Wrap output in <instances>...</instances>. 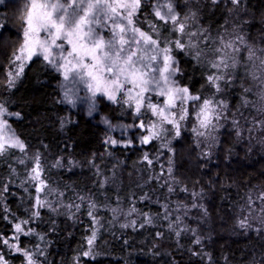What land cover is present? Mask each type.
I'll use <instances>...</instances> for the list:
<instances>
[{"label": "trees", "instance_id": "obj_1", "mask_svg": "<svg viewBox=\"0 0 264 264\" xmlns=\"http://www.w3.org/2000/svg\"><path fill=\"white\" fill-rule=\"evenodd\" d=\"M21 6V0H0V105L8 134L24 144L23 151L0 154L3 262L28 264V253L32 264H264V74L257 73H264V0H141L132 17V26L157 40L161 62L159 50L169 46L179 68L171 78L199 97L191 101L218 103L227 126L208 154L191 116L180 123L179 136L169 127L168 135L145 145L139 129H129L125 145L107 146L100 116L135 127L150 119L147 109L137 113L122 99H102L95 113L72 110L59 65L41 55L10 84ZM227 35L235 41L237 68L217 91L204 55ZM166 144L169 156L159 151ZM146 149L162 153L168 168L148 165ZM36 164L50 205L36 200L30 176ZM125 213L140 220L123 225L118 220ZM96 224L101 229L87 257Z\"/></svg>", "mask_w": 264, "mask_h": 264}, {"label": "snow or ice", "instance_id": "obj_2", "mask_svg": "<svg viewBox=\"0 0 264 264\" xmlns=\"http://www.w3.org/2000/svg\"><path fill=\"white\" fill-rule=\"evenodd\" d=\"M233 3H238V0H232ZM141 0H125L114 5L109 0H95V2H88L85 6L83 0L73 3H61L60 0L53 3L51 0L38 3L37 0H32L31 6L27 9V16L25 23L27 27L24 31V43L19 49V55L15 59L21 61L19 64V71L15 74L17 77L23 72L24 59H31L33 55L42 54L46 61L55 63L56 58L53 56L52 49L60 48L63 51V46L57 44V41L62 37L67 43L72 44V51L68 52V56L73 57L76 61L71 69L82 81L87 84L88 90L95 96L97 91H103L108 98L115 100L114 93L124 90L125 86L131 84L132 87L128 88L129 99L136 100V111L139 113L143 102L149 97L145 93L156 92L157 95L166 96L165 106L158 107L156 104L148 103L154 115H159L163 120L173 124L176 128V135H180L179 124L175 120L168 119L166 115L168 109L177 107L176 100L181 103L187 100H197L199 97L190 96L187 88H168L167 91L161 87V79L167 85L170 78L179 71L177 66H174L172 57L168 55L169 49L164 48L163 53V67L158 63V43L150 35L141 31L133 25V15L140 7ZM122 8L127 11V16H123L117 11V8ZM168 16L173 21H177V17L172 15L171 5L168 6ZM84 9V14L80 15V10ZM120 17V21L116 17ZM156 16L160 19H165L159 10L156 11ZM107 19L113 21L112 38L105 41L102 36H99L93 25L100 26L102 22ZM127 19V25L121 21ZM87 25V27H85ZM128 26H132L129 28ZM118 29V31H116ZM179 31L184 30V25L179 24ZM131 31L132 35L128 36L127 33ZM41 32L47 35L43 40L35 39ZM50 40V43H49ZM88 41L90 47H86L80 41ZM75 41V42H74ZM119 45V47H117ZM177 47L183 48V44L177 41ZM230 46V45H228ZM84 52V56L80 52ZM27 53L25 57L24 53ZM85 57H90L92 63H86ZM135 57V59H133ZM61 59H67L61 55ZM147 61V63H144ZM139 65V66H138ZM218 67V65H215ZM159 72L160 79H157L152 73ZM88 79L85 81L84 77ZM123 77V79H121ZM220 77H209L213 83L215 79ZM65 79H68L67 73ZM11 84V79H10ZM138 88L139 92L136 96H132L133 89ZM211 101L205 100L197 114V120L201 128H209L213 126V118L219 119V115L213 108L210 107ZM186 109H183L179 116L180 120L185 119ZM7 114V110L0 105V117ZM107 123V121H105ZM144 128V124H140ZM156 125L148 129L149 135L142 137L141 143L147 144L152 138L156 137L158 133L155 131ZM10 127L7 121L0 119V154L6 151L7 148L18 147L21 151L24 150V144L14 135H9ZM195 131V129H194ZM203 135L204 133H198ZM112 144L117 141L112 140ZM147 159V156H145ZM36 173L32 179L39 180V171L33 169ZM43 182L41 181V184ZM41 187H37V192H40ZM38 203H41L39 200ZM26 223V222H25ZM243 226V224H242ZM15 229L17 232H23L21 224H16ZM18 239V237L14 238ZM198 242V241H197ZM4 243H8L7 240ZM89 244L92 239H89ZM15 247V245H10ZM19 251V249L17 248ZM88 255V253H85ZM28 258V264H32L31 258L28 253H25ZM3 257H0V262Z\"/></svg>", "mask_w": 264, "mask_h": 264}, {"label": "rangeland", "instance_id": "obj_3", "mask_svg": "<svg viewBox=\"0 0 264 264\" xmlns=\"http://www.w3.org/2000/svg\"><path fill=\"white\" fill-rule=\"evenodd\" d=\"M38 3L41 2H45V0H37ZM51 2L55 3L57 2V0H51ZM61 3H73L74 0H60ZM75 2H80V0H75ZM85 6L87 5L88 2H95V0H83ZM110 3H113L114 5L117 3V0H109ZM119 2H125V0H119ZM32 0H21V16L23 17V26H22V39H21V44L18 47L17 51L14 54V57L12 59V62L10 64V77L11 80L14 81L17 76L15 75L18 71H19V64L21 63V61H17L15 59L16 55H19V49L21 48V45L24 43V31L25 28L27 27L26 23H25V18L27 16V9L31 6ZM117 11L120 12L121 14H125L127 13V11H125L122 8H117ZM80 15L84 14V9L80 10ZM117 21H120V17L117 16L116 17ZM124 25H126L123 20L121 21ZM87 27V25L85 26ZM93 28L95 29L96 33L99 36H102L104 38L105 41L109 40L112 38V33H113V21L111 19H107L106 22H102V24L100 26L97 25H93ZM118 31V29L116 30ZM47 34L44 32H41L39 34V36L35 37V39H40L43 40L45 38ZM128 36H131L132 34L130 33V31L127 33ZM227 40H221V42H218V44H213L211 47V49L206 52V54L204 55L205 59L209 62V66L210 69L212 70L211 72V76L213 78L216 77H220L219 79H215V82L212 83L213 87L215 88V90L220 91L222 89V87L224 86V83H226V81L231 82V80L233 78H231V76H233L237 65L235 63V57L237 55L236 53V49H235V41L234 38L231 35H227ZM75 42V41H74ZM50 43V40H49ZM80 43L84 44L86 47H90V43L86 40L84 41H80ZM57 44H61L63 46V51L60 48H53L52 49V53L53 56L56 58V62L59 65V68L61 70L62 73V77H63V83H64V88H65V94L66 96H68L71 101L73 102V106H72V110H74L76 108V106H80L84 111L89 112V114L95 113L97 110V104L99 101H102V99H104L105 101H109V102H115L118 101V99H122L124 101V103H126V105H131L132 109L134 111H136V100L135 99H129V94L127 89L131 88L132 85L128 84L125 86L124 90L122 91H117L114 93L115 95V100H111L108 98V95H105V93L103 91H97L95 96H93L92 92H90L88 90L87 84L82 81L78 76L75 75V73L73 71H71V69L73 68V66L75 65L76 61L73 59V57L68 56V52L72 51V44L67 43V41L62 37L60 40L57 41ZM192 44V43H191ZM230 45V46H228ZM117 47H119V45H117ZM169 48V46H168ZM246 47H243V49H245ZM249 48V47H248ZM159 53V52H158ZM254 54V58L257 56V58H259V55L257 54V52L253 53V51L248 50V55L250 57H252ZM25 57L27 56V53H24ZM37 55H41L42 54H37ZM61 55H63L64 57H67V59H61ZM81 56H84V52L81 51L80 52ZM36 56L33 55L32 58ZM31 58V59H32ZM31 59H24L23 63L24 65H26ZM135 59V57L133 58ZM85 62L86 63H92V60L90 57H85ZM144 63H147V61H145ZM159 64L160 67H163V62H161L160 60V54L158 55V61L156 62ZM215 65H218L215 66ZM139 66V65H138ZM25 67V66H24ZM67 73L68 75V79H65V74ZM260 75L264 74L263 70H259ZM152 75H155V77L157 79H160V74L159 72H155L152 73ZM260 77V76H259ZM264 77V75L262 76ZM262 77L260 79H262ZM88 79L87 76L84 77V80L86 81ZM121 79H123V77H121ZM161 87H163L165 89V91H167L168 88H177L178 86L176 85L175 81L172 80V78H170V81L167 85L164 84L163 80L161 79ZM179 88V87H178ZM139 92L138 88L133 89L132 91V96L135 97L136 93ZM149 94V95H146ZM145 96L149 97V99L145 100L143 102V106L140 108V111H144V108L147 109L149 115H150V119L147 120L144 124V128H141L140 125H135V127L131 126L129 123L124 122L123 120H111V119H107L105 120V118L103 119L102 116L101 119L99 120V123L102 124L105 127V132L107 134V140H106V145L107 146H122L125 145L123 144V141H125V139L129 136V133L132 132L130 130H135V129H139L140 134V138L141 136H147L149 135V131L148 129L151 128L153 125H156L155 131L160 135V137L162 135H168L169 133V127L175 128L173 126V124L168 123L167 121L163 120L162 117H160L159 115H154L152 110L150 108H148V103H152V104H156L158 107H164L165 106V100H166V96H161V95H157L156 92H148L145 93ZM192 101L191 100H187L184 103H181L180 100H176V104L177 107L175 108H170L168 109L166 115L168 116V119L170 120H175L179 126L181 125L180 123L182 122V120L179 119V116L181 114H184L182 112L183 109H186V115H185V119L186 120L187 116H191L193 119V123H192V128L191 130H193V132L198 135L200 138H202V140L204 141V138H207L206 141V145L204 147V152L206 154H208L209 152H212V146L210 144H214L217 143L218 141V135L221 132V130H223L227 125L224 124V121L221 122L222 119V114L219 112V106L218 103H215V101H211V105L210 107L213 108L215 110V112L219 115V119H215L213 118V126L209 127V128H201L199 126V122L197 120V114L200 111V108L203 104L200 103H196V101ZM139 111V112H140ZM137 112V111H136ZM99 117H97L96 119H98ZM0 119H3V116L0 117ZM107 121V123L105 122ZM184 122V121H183ZM182 124H186V122L182 123ZM130 129V130H129ZM195 129V131H194ZM198 133H204L203 135H199ZM159 137V139H160ZM158 139V135L157 137L152 138L150 141L152 142L155 139ZM115 140L117 141L116 144H112L111 141ZM141 141V139H140ZM150 141L145 144V145H149ZM144 145V144H142ZM209 145V146H208ZM140 146V145H138ZM159 151L161 150L162 153H165V156H169L166 152L168 151V147L167 144L166 145H159ZM14 149H17V147H12ZM9 148L6 149V151ZM146 149V151L143 154V157L145 159V156H147V161L148 165H151L152 163H158L160 164V162L162 164L166 163V158H164V161L161 158L162 153H156V152H152L150 150ZM4 151V152H6ZM166 165V164H165ZM37 164L33 167V169H37ZM165 168H168V166H163ZM32 169V175L30 176H34L36 173L33 171ZM38 171H39V176H41L40 174V168L38 166ZM34 180V179H33ZM36 183V191H37V187H41V191L37 192L36 195V200L40 201L41 203L38 204H48L50 205L52 203V200L50 198L51 193L46 191V185H44L45 183L41 184V178L39 180H34ZM73 215V214H72ZM131 214H124V216H120V220L123 225H133L136 224L140 218H136V217H131L129 216ZM100 226H98V224H96V226L94 227V230L92 231V234L90 236V239H92V243L87 245V249L85 251V253H88V255H85L87 257L90 256L91 252L93 253V247L95 245V237L97 235V233L100 231ZM96 252V251H95ZM0 264H6L5 262H0Z\"/></svg>", "mask_w": 264, "mask_h": 264}]
</instances>
